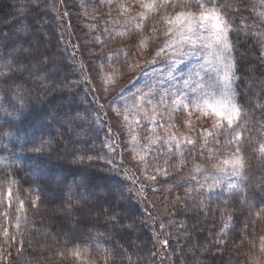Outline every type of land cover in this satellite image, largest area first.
I'll use <instances>...</instances> for the list:
<instances>
[{
    "label": "snow or ice",
    "instance_id": "6c2138e0",
    "mask_svg": "<svg viewBox=\"0 0 264 264\" xmlns=\"http://www.w3.org/2000/svg\"><path fill=\"white\" fill-rule=\"evenodd\" d=\"M60 3L62 4L63 0H60ZM99 4H104L107 9L113 5V0H98ZM115 6L126 17L121 37L126 38L128 32L137 37L131 46L138 51L129 54L121 49L115 53L117 57L123 56V67L126 70H134L129 61L141 55L160 37L167 38L165 45L153 49L151 63L156 62L155 56L169 50H172L173 55L179 54L178 59L169 58L165 61L168 70L164 75L168 81L176 79L175 72L178 65L185 62V56L196 55L198 48L208 52L204 63L183 80V88L176 90L164 88L166 81L161 79L158 80L161 86L159 91L152 86H148L147 91L140 90L134 95L131 105L125 103L122 106L123 111L118 105L123 99V89L108 102L115 115L122 117L126 122L129 139L133 145H139L141 142L137 130L145 129L143 139L147 143L136 149L139 153V163L144 166L142 174L148 180L155 181L158 175L166 178L171 174L169 167L175 166L177 174L183 176V168L188 163L185 152L190 159H195L196 155L204 156L213 161L215 173L209 176L207 170L199 163H195L189 175L182 181L185 183L197 181L195 186L186 189L189 197L193 198L192 194L195 193L194 198L200 199L216 190L229 194L238 193L245 197L244 202L253 221L264 220L262 215L264 206L248 200L245 188L240 183L247 179L246 169L249 164L246 157L253 154L264 158V86L256 90L249 87L250 95L242 101L243 90L239 88L241 77L237 68L238 45L248 40H252L258 49L256 58L260 65L264 66V0H124ZM12 7L15 11L10 18L0 21L15 25L11 32L0 29V113H2L0 119H3V123L0 124V138L12 135L11 132L5 131V125L9 123L7 117H14L26 107L25 101L31 96L28 85L43 89L46 95L56 94L65 99L82 82L68 78L62 81L56 79L60 69L57 65V56L49 50L51 28L45 19L49 11L47 3L40 4L39 0L27 2L19 0V3L13 4ZM33 12L36 13L33 22L22 23ZM245 12L248 13L247 16L244 15ZM63 15L67 13L64 12ZM240 55L242 58L243 53ZM109 61L115 65V61H111L110 57ZM209 73L212 74L211 77ZM119 74L120 68L114 66L110 75ZM106 82L115 83L111 79ZM104 90L107 91L106 88ZM99 107L104 106L100 104ZM178 112L187 114V119L181 121V125L187 126L190 130L187 135L172 131L179 125L172 123L165 128L162 122L165 118L173 120ZM104 115L107 116V112ZM43 118L48 121V127L59 126V129L56 135H50L48 139L41 137L27 149L37 157V160L45 155L51 156L53 141L57 143L63 141L65 132L69 135V144L74 146L71 164L79 170L89 172L97 160L104 159L99 152L93 154V146L87 139L88 130L85 128L90 119L93 123L100 119L98 114H82L78 111L62 113L53 105L43 113ZM202 119L209 120L210 127L193 129V121ZM141 120L146 122L148 129L141 124ZM77 121L82 122L79 131L75 128ZM90 127L91 124H88V128ZM158 128H165L168 136L166 138L160 136ZM192 132H195V135H192ZM108 147L115 151L111 143ZM3 148L9 151L7 145H3ZM164 151L169 155L164 156ZM222 152L225 155H218ZM160 159H163V164L158 162ZM105 164L113 165V162L105 160ZM12 169L13 165L7 158L0 159V189L7 193V201L0 195V204L6 208L11 206L13 189L18 185V181L12 175ZM149 169L152 171L151 175H148ZM111 170H115L114 165ZM191 173H204L203 181L197 180ZM232 177L236 178V182L232 181ZM144 187L141 185L140 189L136 190L137 195L142 193ZM119 191L122 197L123 189ZM92 195L89 182L82 179L74 188L69 189L64 206L60 210L62 215L71 218L74 210L95 212L97 220L103 215L106 231L109 225L122 229L131 247L141 224L133 215L126 214V209L107 201L93 205ZM27 198L35 204L31 195ZM39 198L37 195L35 200ZM15 199L17 211L22 215L24 200L19 197L18 188ZM117 199L119 201L120 197ZM261 204H264V200ZM21 215L16 217L17 230L20 228ZM24 222L26 223V218ZM159 227L163 228L165 225L160 224ZM245 229H248L247 225ZM8 234L7 230L3 232L5 237ZM62 235L65 238V251L57 252L56 255L60 259H72L76 264H86L82 256L95 248L93 242L108 239L106 232H98L95 237L89 234L85 239L78 230L72 229L70 221L67 232ZM241 239L246 241V237ZM260 241L261 251H264V236L260 237ZM56 243L59 247V241ZM163 243L167 245L168 242L165 240ZM119 251L124 257V264H131L128 250L121 246ZM199 251L197 248V253ZM111 255L114 258L116 253L113 252ZM107 259L108 252L105 250L102 264H107Z\"/></svg>",
    "mask_w": 264,
    "mask_h": 264
},
{
    "label": "trees",
    "instance_id": "16d2710c",
    "mask_svg": "<svg viewBox=\"0 0 264 264\" xmlns=\"http://www.w3.org/2000/svg\"><path fill=\"white\" fill-rule=\"evenodd\" d=\"M39 2L47 3L49 9L45 19L51 28L49 50L57 56V65L60 69L56 79L62 81L68 78L81 81L79 69L70 61L67 54L62 28L52 8L51 0H39ZM18 3L19 0H0V21L9 19L15 11L12 5ZM75 15L79 18V14L75 13ZM75 15L73 13V22L77 20ZM244 15L247 16L248 13L245 12ZM35 16L36 13L33 12L22 23L31 24ZM14 26L0 23V29L4 32H11ZM238 47L237 68L238 75L241 77L239 88L243 90L241 97L243 101L250 95L249 87L256 90L264 86L262 83L264 82V66H261L256 58L258 49L253 45L252 40L243 42ZM241 53H243L242 58ZM28 88L31 90V96L25 101L24 110L14 117H7L9 123L5 125V131L11 132L12 135L0 138V159L7 158L8 162L12 163V175L18 181V189L21 192L31 193L32 200L35 201V204L29 200L25 202L26 215L23 216V221L26 218V223H23L24 233L20 235L25 243L24 248L19 250L16 243L2 240L1 244L6 249V253H11L8 255V261L11 264L70 262L69 258L60 259L56 255L57 252L65 251V238L62 233L67 232L69 221L72 229L78 230L85 239L89 234L95 237L98 232H106L108 236L106 241L100 240L93 243L100 249L99 254L104 256L107 250L110 264H124V257L119 251L121 246L128 250L131 264H158L159 253L156 257L153 232L149 228L147 214L141 205L142 195H149L155 201L162 197L163 205L174 207L171 215L175 220L173 240L178 252L176 264H264L262 262L264 252L261 251L260 241V237L264 236V220L253 221L243 195L222 192L195 199V193L192 194L193 198L187 194L186 189L195 186L197 181L192 180L189 183L182 181L189 175L193 165L199 163L202 168H205L213 162L204 156L196 155L195 159H190L185 152L188 163L183 168V176L178 175L177 168L172 166L169 167L171 174L166 178L158 175L155 181H150L142 174V168L138 169L137 166L126 163L122 165L119 163L122 161L120 158L115 159L116 156L114 157L107 149L103 127L98 121L93 123L90 119L88 124H91V127L88 128V124L85 125L88 130L87 139L93 146V154L99 152L104 159L97 160L89 172H83L71 164L74 146L69 144L67 132L64 133L63 141L59 143L53 141L51 156L45 155L37 160V157L27 149L41 137L48 139L50 135H56L59 129V126H47L48 121L43 118V113L47 109L55 105L62 113L78 111L82 114L97 115L99 110L97 101L101 99L97 93H95L96 97H92L82 82L65 99H61V96L56 94L46 95L43 89L33 88L32 85H28ZM2 123L3 119H0V124ZM80 123L82 122H76L77 131L80 130ZM73 138H75L74 135ZM3 145H7L9 151L4 150ZM163 155L169 154L164 151ZM246 159L249 164L246 169L247 179L240 183L245 188L248 200L264 206L261 204L264 200V158L249 154ZM105 160H112L115 170H111L113 165H106ZM158 162L163 164V159ZM148 174H152L151 169ZM191 174L196 176V173ZM82 179L89 182L93 193L91 197L93 205L107 201L126 209V214L130 213L141 224L131 247L122 229L109 225L106 231L103 215L99 220L95 219V212L74 210L71 218L62 215L60 210L64 206L69 189L74 188ZM141 185L145 187L139 197L136 195V190L140 189ZM121 188L123 189L122 197L119 191ZM37 195L40 197L39 200H35ZM118 197H120L119 201ZM182 200L184 203L176 206ZM242 237H246V241H242ZM56 241H59V247ZM197 248L200 249L199 253ZM113 252L116 253L114 258L111 255ZM3 257H0V264L7 263Z\"/></svg>",
    "mask_w": 264,
    "mask_h": 264
},
{
    "label": "rangeland",
    "instance_id": "374dc122",
    "mask_svg": "<svg viewBox=\"0 0 264 264\" xmlns=\"http://www.w3.org/2000/svg\"><path fill=\"white\" fill-rule=\"evenodd\" d=\"M119 2H124V0H113V5L105 9L104 4L98 5V0H63L62 4L60 0H51V4L55 5V7L52 8L59 18L64 39L63 42L70 61L79 69V75H81L80 78L86 91L91 94L92 97H96L95 93H97L99 99H101L97 105L99 108L97 112L100 117L98 123L105 131L107 149L114 157H117H115V159L118 160L120 158V160H122L119 162L120 164L126 163L135 165L138 169H143L144 166L139 163V153L136 149L142 148L143 145L147 143V141L143 139V136L146 134L145 129L137 130L141 142L139 145H133L129 139L126 122L123 121L122 117H117L115 115L113 108L109 106L108 102L123 89V99L118 102L120 110L123 111L122 106L125 103L131 105L134 95L140 90L147 91V87L152 86L159 91L161 86L158 84V80L161 79L166 81L163 85L164 88H168L169 90L183 88V80L187 78L194 69H198L200 64L204 63V58L208 56V52L203 48H198L196 55L191 57L185 56V62L178 65V70L175 72L176 79L168 81L167 77L164 75L168 70V64H166L165 61L169 58L173 60L178 59L179 54L173 55L172 50H169L160 56H155L154 59L156 62L154 64L151 63L153 59L151 55L153 49L165 45L167 38L160 37L154 40L149 48L143 51L141 55L129 61L134 66V70H126V68L123 67V56L117 57L115 53L121 49L129 54L138 51V49L131 46L137 37L131 32L126 34V38L121 37L120 33L124 30L126 17L121 14L119 9L115 6ZM64 12H66L67 15H63ZM73 13L74 15L75 13H77V15L79 14V18L75 15L77 19L75 22H73ZM97 37H99V39H97ZM185 51H187V48H185ZM109 57L111 61H115V65L109 61ZM114 66L120 68V74L118 76L110 75ZM208 75L211 77L212 74L209 73ZM88 76L90 78L93 77L94 80L88 78ZM109 79L114 80L115 83H107L106 81ZM90 80L94 81V83ZM105 88L107 91L104 90ZM100 104L104 107L100 108ZM105 112H107V116L104 115ZM184 119H187V114L178 112L175 114L173 120L165 118L162 122L165 128L168 124L172 123L179 125L178 128L172 129V131L187 135L190 131L189 128L181 125V121ZM158 122H160L159 118ZM210 123L211 122L207 119L194 120L192 128H209ZM141 124H144L145 128L148 129L145 121L141 120ZM165 128H158L157 131L160 136L166 138L168 136V131H166ZM111 130H113V132H111ZM191 134L195 135V132ZM109 143L112 144L115 151L109 149ZM213 147L215 146L213 145ZM218 155L223 156L225 153L222 152ZM204 169L207 170L209 176L215 173L213 162ZM196 176L197 180L203 181L204 173H196ZM130 177L132 178L133 175L131 174ZM231 179L236 182L235 177ZM17 188L13 189V199L10 207L6 208L3 204H0V257L4 256L3 260H6V264H11V262L8 261V255L11 253H6V249H4L1 244L2 240L4 239L10 243H16L19 250L24 248L25 243L20 235L24 233V228L22 227L24 223L23 216L26 215L25 202L28 200V195L33 197L31 193L25 191L21 192V190L18 189L19 197L24 200V207L21 215V213L17 211L18 205L15 199ZM222 192L223 191L216 190L213 193ZM0 195L7 201L6 191L0 189ZM137 196L140 197V194ZM142 197H140L141 205L147 214L148 225L154 236L156 257L157 253H159L157 257L158 264H176L178 252L176 243L173 240L175 220L171 215L173 214L174 207H166L163 205L162 197L159 199L157 198L156 201L150 198L149 195H142ZM183 203L184 201L182 200L177 203L176 206L182 205ZM18 215H21V223L20 228L17 230L16 217ZM160 224L165 225V227H159ZM226 224L228 225V221ZM5 230L9 233L7 237L3 235ZM165 240L168 242L167 245L163 243ZM98 251H100V249L96 247L90 249L87 253L83 254L82 259L86 261V264H102L104 256L99 254ZM69 261L70 262L64 263L60 261L50 263L76 264V261H72V259H69ZM262 262H264V257ZM107 264H110L109 259H107Z\"/></svg>",
    "mask_w": 264,
    "mask_h": 264
}]
</instances>
